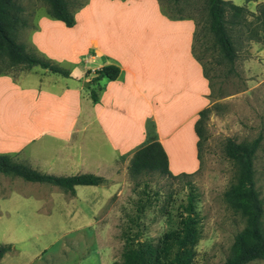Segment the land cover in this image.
Returning <instances> with one entry per match:
<instances>
[{"label":"rangeland","instance_id":"374dc122","mask_svg":"<svg viewBox=\"0 0 264 264\" xmlns=\"http://www.w3.org/2000/svg\"><path fill=\"white\" fill-rule=\"evenodd\" d=\"M68 1L75 10L85 0ZM159 1L165 14L193 17L201 27L208 28L207 0H181L177 6L170 4V0ZM225 1L244 7L250 15L241 22L234 19L233 13L228 15V28L238 52L234 65L222 63L223 58L218 61L220 63L208 64L211 92L205 109H210V113L204 125L198 172L183 180L159 175L145 177L143 180L150 188L144 194L143 187H137L125 171L127 159H119L116 168L113 164L92 160L97 163L94 166L97 170L86 173L103 176L106 183L83 187L75 197L51 185L29 183L13 174H0V245L12 246V251L0 264H129L130 260L122 256L128 242L125 235L139 236L144 242L162 247L171 231L178 227L181 206L186 203L190 187L198 194L197 208L202 218V239L196 248L195 264H225L236 237L246 228V219L232 210L225 199L237 173L225 154L228 139L239 144L259 141L254 169L256 186L264 203V44L248 39V30L257 26L252 14H258V6L264 0ZM16 6L19 8L16 11L18 22L11 30L12 37L28 54L47 59L32 46L31 36L38 20L48 16L49 2L17 0ZM132 11L148 15L138 21L139 25L133 23V28L150 30L156 25L153 0H139ZM159 27L167 28L160 23ZM147 37L151 38L150 31ZM0 57V75L26 76L43 83L66 79L40 67L18 64L6 54ZM88 66L82 63L74 72L82 76ZM59 67L69 73L73 71L69 65ZM148 133L155 135L152 122L148 123ZM46 142L49 148H42L44 153L29 149L13 155L14 161L53 172L62 154L81 162L83 153L99 152L104 144L99 140H81L72 147L50 150L54 142ZM173 148V155L190 160L186 147ZM180 165L188 168L183 163ZM79 173L83 172L68 174ZM127 215L135 217L138 226L128 223Z\"/></svg>","mask_w":264,"mask_h":264},{"label":"crops","instance_id":"0c3cea01","mask_svg":"<svg viewBox=\"0 0 264 264\" xmlns=\"http://www.w3.org/2000/svg\"><path fill=\"white\" fill-rule=\"evenodd\" d=\"M153 1L156 25L150 30L132 26L148 16L132 11L139 0H85L83 7L72 9L76 18L72 28L49 16L41 17L31 36L32 46L48 60L69 65L73 71L59 83L0 76V154L13 156L29 149L44 153L42 148H49L46 141L54 142L52 150L72 147L81 140H99L104 142L101 151L83 153L81 162L62 154L53 172L40 168L41 172L73 176L77 174L68 173L97 170L92 160L116 168L119 159H127L125 171L129 174L131 159L147 142L148 123L152 122L172 174L198 172L196 124L211 92L203 66L224 55L209 26L169 16L159 0ZM82 63L89 66L79 76L74 71ZM108 65H118L121 77L102 81L100 103L94 104L91 95L98 89L85 83L90 84L95 71ZM88 71L93 74L87 77ZM178 145L186 147L190 160L173 155V147ZM83 187H76V195ZM249 264H264V260Z\"/></svg>","mask_w":264,"mask_h":264},{"label":"trees","instance_id":"16d2710c","mask_svg":"<svg viewBox=\"0 0 264 264\" xmlns=\"http://www.w3.org/2000/svg\"><path fill=\"white\" fill-rule=\"evenodd\" d=\"M16 1L0 0V55L6 54L14 62L25 64L29 68L40 67L53 74L70 78L71 73L51 60L28 54L25 48L12 37L11 30L18 22L16 11L19 8L16 6ZM47 1L50 5L48 11L50 18L64 22L69 28L76 25L75 14L68 0ZM180 1L170 0V4L177 6ZM207 2L210 34L223 52L222 63L232 66L237 60L238 52L228 28V15L233 13L234 19H240L241 22L250 13L244 7L236 6L225 0H207ZM84 5L85 3L81 4L79 8ZM252 16L256 19L257 26L248 30V39L264 44V3L258 6V14H252ZM184 18L196 21L193 17ZM240 22L235 25H239ZM203 70L205 78L210 83L207 73L208 64L203 66ZM121 73L122 70L118 65H108L95 71V77L90 81V85L96 86L98 89L94 90L91 95L94 104L100 103L98 91L102 90L101 82L104 80L117 81L121 77ZM91 74L93 72L88 71L87 77ZM209 113L210 109L201 111L196 124V133L199 138V159L204 125ZM258 148V140L253 143L239 144L228 139L226 143L225 154L235 165L237 173L225 193V199L232 210L246 219V228L236 237L233 251L225 264H249L257 259L264 260V203L256 186L254 169V159ZM0 174H13L29 183L51 185L72 197L76 196V187L78 186L98 187L106 183L104 177L92 173L73 176L46 174L27 164L15 162L13 156L7 154H0ZM129 175L136 186L143 187L144 194H147L150 185L143 180L145 177L159 175L174 180H183L192 178L194 174L173 175L163 145L156 135H149L147 142L135 152L131 159ZM197 202L198 194L190 187L186 203L181 206L178 227L171 231L163 246L159 247L153 243L144 242L139 236L125 235V240L128 242L122 256L130 260L129 264H195L196 248L202 239V218L198 212ZM138 214L139 217L141 211ZM126 219L130 224L137 226L139 224L137 219L131 215H127ZM11 251L12 246L0 245V261Z\"/></svg>","mask_w":264,"mask_h":264},{"label":"water","instance_id":"95a60500","mask_svg":"<svg viewBox=\"0 0 264 264\" xmlns=\"http://www.w3.org/2000/svg\"><path fill=\"white\" fill-rule=\"evenodd\" d=\"M85 86H86V87H88V86H89V84H88V83H85Z\"/></svg>","mask_w":264,"mask_h":264}]
</instances>
